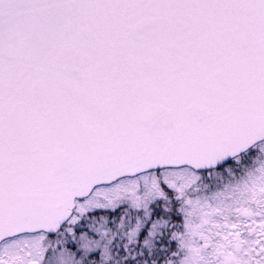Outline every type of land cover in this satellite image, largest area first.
I'll return each mask as SVG.
<instances>
[{"label": "snow or ice", "instance_id": "1", "mask_svg": "<svg viewBox=\"0 0 264 264\" xmlns=\"http://www.w3.org/2000/svg\"><path fill=\"white\" fill-rule=\"evenodd\" d=\"M0 264H264V0H0Z\"/></svg>", "mask_w": 264, "mask_h": 264}]
</instances>
